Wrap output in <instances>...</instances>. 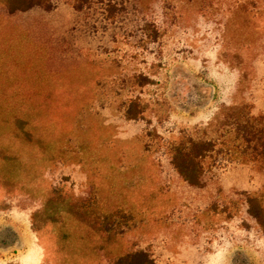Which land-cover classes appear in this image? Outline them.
Returning <instances> with one entry per match:
<instances>
[{
  "label": "rangeland",
  "instance_id": "rangeland-1",
  "mask_svg": "<svg viewBox=\"0 0 264 264\" xmlns=\"http://www.w3.org/2000/svg\"><path fill=\"white\" fill-rule=\"evenodd\" d=\"M106 3L0 0V264H264V170L206 159L195 187L166 151L226 108L264 114V0Z\"/></svg>",
  "mask_w": 264,
  "mask_h": 264
},
{
  "label": "trees",
  "instance_id": "trees-1",
  "mask_svg": "<svg viewBox=\"0 0 264 264\" xmlns=\"http://www.w3.org/2000/svg\"><path fill=\"white\" fill-rule=\"evenodd\" d=\"M104 1L106 0H6V5L10 12L38 9L44 13H50L59 3H63L69 6L73 15L77 17L78 13L88 12L96 4L105 7V13L108 17H112L117 7L111 3H106L104 6L102 5ZM134 106H130L123 112L125 120L139 119L142 111L138 106ZM220 117V123L210 132L204 130L200 136H197L195 132L186 131L177 134L173 140L166 143L172 170L190 186L201 185L203 162L206 159H212V164L223 163V165L251 163L264 170V114L254 113L246 104H241L224 109ZM246 203L247 214L252 216L260 226H264V208L260 202L246 195ZM123 262L124 264H152L147 254L143 252L125 257Z\"/></svg>",
  "mask_w": 264,
  "mask_h": 264
}]
</instances>
